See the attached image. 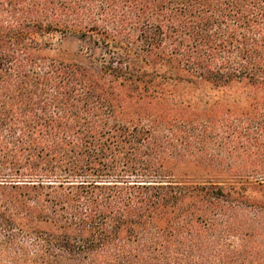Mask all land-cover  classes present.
Segmentation results:
<instances>
[{
  "label": "trees",
  "instance_id": "1",
  "mask_svg": "<svg viewBox=\"0 0 264 264\" xmlns=\"http://www.w3.org/2000/svg\"><path fill=\"white\" fill-rule=\"evenodd\" d=\"M0 264H264V0H0Z\"/></svg>",
  "mask_w": 264,
  "mask_h": 264
},
{
  "label": "rangeland",
  "instance_id": "2",
  "mask_svg": "<svg viewBox=\"0 0 264 264\" xmlns=\"http://www.w3.org/2000/svg\"><path fill=\"white\" fill-rule=\"evenodd\" d=\"M47 55L64 62H76L96 71L101 66L102 58L110 57L104 46H97L72 34L59 37L54 47L47 51ZM202 158H206V156H202ZM188 173L195 172L189 171Z\"/></svg>",
  "mask_w": 264,
  "mask_h": 264
}]
</instances>
